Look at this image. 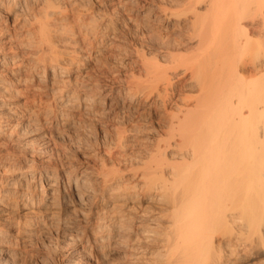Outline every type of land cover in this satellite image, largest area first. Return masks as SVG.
<instances>
[{
  "label": "rangeland",
  "instance_id": "374dc122",
  "mask_svg": "<svg viewBox=\"0 0 264 264\" xmlns=\"http://www.w3.org/2000/svg\"><path fill=\"white\" fill-rule=\"evenodd\" d=\"M2 2L0 117L4 124L0 128V168L8 165L20 174L7 180L4 173H0V187L8 188L10 183H15L20 191L10 198L12 207L6 222H0V226L7 223L10 232L9 237L0 242V264H63V255L75 247L84 252L73 254L69 264L82 263L79 258H88L89 264H101L104 254L113 257L115 264H125L133 239H142L136 223L143 210H150L156 217L151 221L154 232L164 231L173 220L172 215L163 214L166 213L164 202L142 201L147 191L144 182L149 175L161 173V168H157L158 159L163 165L167 163L163 170L168 176L171 163L181 157L180 137H176L179 133L172 136L170 121L174 113L184 116L180 109L192 106L201 95L204 72L221 64L224 58L206 56L199 46V23H193L192 12L170 19L165 17L163 9L172 7L174 11L177 0H50L49 10L68 13L69 21L75 23L77 29L73 36L71 33L66 34L67 37L55 36L62 40L59 45L67 51L63 63L76 65L78 60L82 63L76 73L79 79L65 90L74 93L73 101L62 106L60 97L65 91L56 89L58 86L55 89L45 86L36 72L31 77L27 45L36 37V23L29 21L27 6L16 7L12 0ZM206 6L201 4L200 11ZM77 14L84 17L82 25L74 20ZM11 55H14L12 60ZM6 56H9L7 61L1 59ZM244 59L248 63L254 60L244 57L237 68H244ZM164 69L169 80H162L149 90L150 78ZM110 89L111 96H105ZM115 101L116 105L111 104ZM191 112L186 113L188 121L198 113L197 110ZM60 113L64 117L60 118ZM175 125L177 131L173 132H178V124ZM35 131L38 134H34ZM36 136L42 140H36ZM159 144L162 153L157 151ZM47 148L49 150L42 153ZM32 154H36L35 162L28 168L25 160ZM44 160L68 162L74 168L85 164L87 168L80 171L93 172V175L87 174L93 183L85 190L84 200L71 198V218L76 224L70 236H66L61 223L52 221L48 214H41L35 227L29 224L26 227L22 210L25 196L31 193L34 198L47 196L46 192L35 189L40 185L39 178H43L44 171L39 170L44 167ZM99 170L115 176L114 186H120L119 191L131 190L132 196L141 198L118 200L129 203V206L117 207L122 209L121 220L124 219L129 229L127 238L113 239L102 250H95L94 245L104 236L94 232L89 220L111 201ZM38 224L41 225L37 227ZM68 238L73 242H67ZM159 239L149 244L147 257L159 258L152 252Z\"/></svg>",
  "mask_w": 264,
  "mask_h": 264
},
{
  "label": "bare ground",
  "instance_id": "6f19581e",
  "mask_svg": "<svg viewBox=\"0 0 264 264\" xmlns=\"http://www.w3.org/2000/svg\"><path fill=\"white\" fill-rule=\"evenodd\" d=\"M12 1L16 7L27 6L25 11L29 10V21L36 23V37L27 45L30 49L31 77L38 73L39 80H44L45 86L51 89L58 86L56 89L65 91L79 79L76 73L81 70L82 63L78 60L76 65L64 64L67 51L60 47L62 40L55 36L76 35L75 23L69 21L68 13L61 11L57 14L49 10L48 7L52 6L50 0ZM32 2L37 7L32 6ZM203 2L207 6L200 11L199 6ZM168 8L163 9L170 10L164 12L167 19L192 12L195 17L193 23H199V46L206 56L211 54L224 59L221 64L204 72L201 95L192 106L180 109L185 113L184 116L181 114L185 118L180 113L171 116L170 125L174 130L171 127L170 132L173 137L179 133L176 137H180L178 145L181 157L172 165L169 161L170 176L165 175L163 170L167 163L163 165L158 159L157 168H161V173L149 175L144 182L147 191L142 201L164 202L166 213L163 214L172 215L173 220L164 227V231L154 232L151 221L156 217L150 210H143L136 223L142 239H133L132 251L126 255L125 264H264V0H177L174 11L172 7ZM75 18L77 24L84 23V17L80 14ZM63 47L66 49L65 45ZM13 56H10L11 60ZM247 56L254 60L248 63L244 59V68H237ZM8 57L1 59L7 61ZM162 80H169L166 69L150 78L149 90ZM111 89L105 96H111ZM72 97L73 92L65 91L60 97L61 105H70ZM111 104L116 105L117 101ZM192 110L198 113L188 121L186 113L189 115ZM62 115L60 118L64 117ZM2 123L4 119L0 117V128ZM175 124H178V132H173L177 131ZM34 134H38V131ZM35 139L42 140L38 136ZM161 149L159 144L157 151L161 152ZM153 156L158 157L157 154ZM34 157L36 154L25 160L26 167H33ZM43 165L39 170L44 171L41 173L43 178L40 174V185L35 189L46 192L47 196L34 198L32 193L25 196L22 210L26 227L28 224L35 227L41 214H48L52 216V221L61 223L64 234L70 236L75 228L73 224H76L71 218V198L84 200L85 190L93 183L87 174L93 175V172L80 171L83 167L87 168L85 164L77 169L70 167L68 162L52 163L46 160ZM5 167L0 168V173H4L7 180L20 174L16 169L8 168V165ZM99 172L111 201L94 219L89 220L94 232L104 236L94 245L95 250H102L113 239L127 238L129 229L125 227L124 219L121 220L122 209L117 207L129 206V203L118 200H131L134 197L131 190L119 191L121 187L114 186L115 176H110L105 170ZM13 184L10 183L8 188L0 187V222H6L12 207L10 198L20 191ZM140 198L137 195L134 201ZM7 226V223L0 226V242L9 237ZM155 238H160L155 242L157 248L152 251L159 256L158 259L146 255L149 244ZM66 241L73 242L71 238ZM83 252V249L76 247L69 250L63 255V264H69L73 254ZM78 260L82 263L77 264H89L88 258ZM114 260L104 254L100 263L115 264Z\"/></svg>",
  "mask_w": 264,
  "mask_h": 264
}]
</instances>
